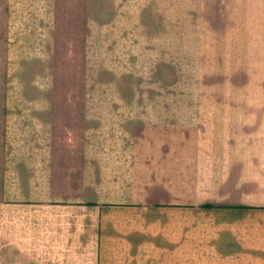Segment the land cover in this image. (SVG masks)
<instances>
[{"label": "crops", "instance_id": "1", "mask_svg": "<svg viewBox=\"0 0 264 264\" xmlns=\"http://www.w3.org/2000/svg\"><path fill=\"white\" fill-rule=\"evenodd\" d=\"M188 2L264 9V0ZM233 110L82 117L56 156L54 117L18 121L36 135L33 158L0 176V264H264V119Z\"/></svg>", "mask_w": 264, "mask_h": 264}, {"label": "rangeland", "instance_id": "2", "mask_svg": "<svg viewBox=\"0 0 264 264\" xmlns=\"http://www.w3.org/2000/svg\"><path fill=\"white\" fill-rule=\"evenodd\" d=\"M187 5L0 0V176L33 158L34 127L20 120L54 117L56 156L82 117H234L236 107L264 119V9Z\"/></svg>", "mask_w": 264, "mask_h": 264}]
</instances>
